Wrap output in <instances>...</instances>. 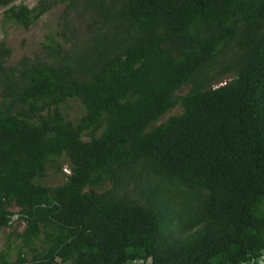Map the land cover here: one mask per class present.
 I'll return each instance as SVG.
<instances>
[{
    "label": "trees",
    "instance_id": "16d2710c",
    "mask_svg": "<svg viewBox=\"0 0 264 264\" xmlns=\"http://www.w3.org/2000/svg\"><path fill=\"white\" fill-rule=\"evenodd\" d=\"M58 2L63 28L87 19L78 46L46 35L9 66L0 40V232L23 225L0 264H264V0H0V22ZM62 156L64 181L37 183Z\"/></svg>",
    "mask_w": 264,
    "mask_h": 264
},
{
    "label": "rangeland",
    "instance_id": "374dc122",
    "mask_svg": "<svg viewBox=\"0 0 264 264\" xmlns=\"http://www.w3.org/2000/svg\"><path fill=\"white\" fill-rule=\"evenodd\" d=\"M37 0H12L13 4L22 3L27 7H31L36 3ZM64 10V2H58L50 10L45 12L40 16L32 25L27 29H22L14 24L7 23L2 24L0 22V40L5 42V45L9 48L10 52L5 60V65L16 66L18 60L21 57H27L29 59L43 58L45 57V47L44 41L46 35H51L56 37L58 40H64V43H73V47L78 46L84 38V35L88 33L87 19L83 18L78 10H73L68 13L67 21L70 25H73L74 30L71 28H63L61 14ZM0 8V18H1ZM71 31V32H70ZM231 78V74H227L218 78L215 81V85L223 84ZM189 88V85L181 86L175 95L184 94ZM59 110L64 115L66 119L72 122L82 114V106L75 100L71 99L66 101L63 105L59 106ZM180 112V107L178 104H174L168 112L163 115L159 121L165 120L169 115H176ZM86 139V136H83ZM68 174V163L64 156L60 157L55 161H50L46 164L44 173L41 177L35 178L37 183L43 184L45 186H54L61 184L65 176ZM110 186L109 182H105L103 189H107ZM88 188L85 187L83 190L86 191ZM130 189V187H129ZM127 189V190H129ZM100 191V190H96ZM165 205L167 207L173 206L176 212L182 203L178 197L164 196ZM12 211L16 208L12 207ZM22 224L17 222L15 216L12 217V221L8 228H5L4 233L8 232L12 228L20 231L22 229ZM4 233L0 232V249L5 246ZM19 243V239L15 240V244ZM44 245L38 240H31L27 246L21 248L24 252L25 257L28 258L31 255L40 253L43 250ZM15 249H9V257L14 259ZM132 264V263H130Z\"/></svg>",
    "mask_w": 264,
    "mask_h": 264
}]
</instances>
